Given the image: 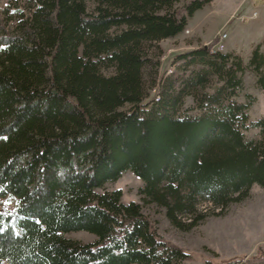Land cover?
<instances>
[{
	"label": "trees",
	"instance_id": "obj_1",
	"mask_svg": "<svg viewBox=\"0 0 264 264\" xmlns=\"http://www.w3.org/2000/svg\"><path fill=\"white\" fill-rule=\"evenodd\" d=\"M178 1L5 4L0 198L14 203L11 211L0 207V263L185 264L189 253L163 239L138 202H122L119 188L104 187L125 170L142 180L141 198L164 207L173 223L194 213L198 199L224 207L254 183L264 189V119L250 123L262 138H246L245 105L220 99L226 85L240 83L238 57L211 52V41L176 55L201 60L223 81L206 97L213 106L195 115L178 116L174 106L184 84L201 82L205 70L172 94L176 78L166 75L162 91L145 101L143 68L151 58L144 44L181 32L212 0ZM247 64L264 73L258 45ZM77 230L96 238L64 236Z\"/></svg>",
	"mask_w": 264,
	"mask_h": 264
},
{
	"label": "rangeland",
	"instance_id": "obj_2",
	"mask_svg": "<svg viewBox=\"0 0 264 264\" xmlns=\"http://www.w3.org/2000/svg\"><path fill=\"white\" fill-rule=\"evenodd\" d=\"M185 1L179 0L174 5H181ZM223 1L233 0H212L199 8L193 19L189 20V24L194 25L192 29L194 35L188 27H184L172 37L144 44L145 52L151 58V63L143 68L147 93L145 101L151 100L158 91H162L165 87L163 84L166 75L172 74L176 78L174 88L167 89V92L171 93L177 91L186 79L205 70V78L201 82L194 85L192 80L187 85L184 84L180 100L174 109L178 116L195 115L201 111L202 106L209 105L205 102L207 95L215 92L223 85V81L201 60L191 57L180 59L176 58V55L203 45L201 41L210 37L207 28H203L206 24L208 27L214 26V22L210 23L205 14L211 13V10L217 8ZM7 2L10 5H29L28 0H0V19L3 16L2 9ZM86 5L88 9L92 8L89 1ZM252 9L257 11L255 19L245 21L246 18L243 17L240 22L234 17L230 23L222 27V31L227 34L225 41L232 36L238 46L239 55L231 54L233 57H238L241 70L233 67L234 76L240 79V83L234 87L226 85L221 91L220 99L222 103L231 100L234 103L244 104L246 123L249 124L244 130V135L246 138L260 139L262 135L259 128L250 126V123L264 119V85L258 80V77L262 76L264 81V73L262 70L255 71L247 64V60L252 50L248 41H251L254 35L259 38L264 36V0H246L236 14L246 13ZM195 20L196 24H193ZM210 39L213 42L212 38ZM214 48L213 45L210 51L214 52ZM224 50L220 51L226 52ZM261 52L264 54V50ZM230 62L229 59L226 67ZM111 70V67L101 68L103 73H109ZM128 107L125 104L122 108ZM142 184V180L132 171L125 170L116 180L106 182L104 187L119 188L122 202L130 200L138 202L156 232L163 239L189 253L185 264H223L227 260L237 261V264H264V189L258 184H252L242 199L228 202L224 207L214 206L207 199H198L195 202L194 213L179 214L175 223L167 218L164 207L141 198L139 189ZM13 203L11 197L0 198V207L9 211L13 209ZM64 236L79 242H89L96 238L94 234L84 230L65 232ZM0 264L6 263L2 261Z\"/></svg>",
	"mask_w": 264,
	"mask_h": 264
},
{
	"label": "crops",
	"instance_id": "obj_3",
	"mask_svg": "<svg viewBox=\"0 0 264 264\" xmlns=\"http://www.w3.org/2000/svg\"><path fill=\"white\" fill-rule=\"evenodd\" d=\"M245 2H246V0H233L231 2L223 1L222 3H220L221 5L219 4V6L217 8L212 9L211 13H206L205 14L206 18L209 20L210 23L213 24V22H214V26L208 27V25L206 24V26L203 28V29L207 28L206 30H208L210 37L206 40H202L201 44L202 43L206 44L207 41H210L211 40L210 38H212L215 33L222 30L223 25L230 23V21L234 17H236L240 22H242L243 17L246 18L245 21L255 19L257 16L256 9L249 10L246 13H240V14H238L239 16L236 14V12L243 6V4ZM248 9H250V8H248ZM198 10L199 9L195 10L193 12V14L187 18V22H186L185 27H188V30L191 32V34H192V29H193L194 25L189 24V20L193 19V16L196 14V12ZM253 12H254V14H253ZM195 22H196V20L193 21V24ZM192 35H194V34H192ZM252 37H253L252 40L248 41L249 48L251 49L255 45H258L259 49L261 51L264 50V36L259 38V36L257 37V35H254ZM230 39H231V41H230ZM237 47L238 46L236 45V42H234V40L232 39V36H230L229 39L224 42L225 50L224 49L223 50L228 52V53H237L239 55V53L237 52Z\"/></svg>",
	"mask_w": 264,
	"mask_h": 264
},
{
	"label": "built area",
	"instance_id": "obj_4",
	"mask_svg": "<svg viewBox=\"0 0 264 264\" xmlns=\"http://www.w3.org/2000/svg\"><path fill=\"white\" fill-rule=\"evenodd\" d=\"M254 14V12H253ZM227 34L225 31H218L217 33H215L212 37V45L215 46V49H224V42H225V38H226ZM156 96V94H155Z\"/></svg>",
	"mask_w": 264,
	"mask_h": 264
},
{
	"label": "bare ground",
	"instance_id": "obj_5",
	"mask_svg": "<svg viewBox=\"0 0 264 264\" xmlns=\"http://www.w3.org/2000/svg\"><path fill=\"white\" fill-rule=\"evenodd\" d=\"M214 47H215V46H214ZM215 50H217V51H218V49H215V48H214V51H215ZM220 50H221V49H219V51H220Z\"/></svg>",
	"mask_w": 264,
	"mask_h": 264
},
{
	"label": "water",
	"instance_id": "obj_6",
	"mask_svg": "<svg viewBox=\"0 0 264 264\" xmlns=\"http://www.w3.org/2000/svg\"><path fill=\"white\" fill-rule=\"evenodd\" d=\"M204 46H206V44H203Z\"/></svg>",
	"mask_w": 264,
	"mask_h": 264
}]
</instances>
